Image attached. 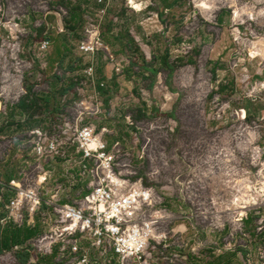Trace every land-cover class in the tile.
<instances>
[{
    "label": "rangeland",
    "instance_id": "obj_1",
    "mask_svg": "<svg viewBox=\"0 0 264 264\" xmlns=\"http://www.w3.org/2000/svg\"><path fill=\"white\" fill-rule=\"evenodd\" d=\"M144 1L106 0L101 32L111 63L80 49L106 3L0 0V154L34 163L29 133L39 121L92 124L108 147L118 141L130 153L120 171L153 189L157 229L181 232V256L170 248L163 263L264 264V170L255 176L264 143V0H149L146 10ZM45 39L52 43L42 52ZM91 63L94 82L84 73ZM53 164L51 186L76 200L85 183ZM38 239L29 242L34 264H51ZM17 257L5 252L0 264H20Z\"/></svg>",
    "mask_w": 264,
    "mask_h": 264
},
{
    "label": "built area",
    "instance_id": "obj_2",
    "mask_svg": "<svg viewBox=\"0 0 264 264\" xmlns=\"http://www.w3.org/2000/svg\"><path fill=\"white\" fill-rule=\"evenodd\" d=\"M99 2L105 4L106 0ZM150 4L144 1V9ZM106 12L107 3L98 14L99 20L88 22V39L80 45L86 55L107 53L101 32ZM51 43V39H45L40 50L46 52ZM107 58L114 62L111 55ZM84 73L94 82L93 63ZM29 135L34 163L28 166L31 173L29 169L22 173L19 185L11 183L15 194L6 205L5 220L31 227L39 220L47 232L37 238L36 246L44 254L54 255L52 264H166L163 261L170 248V257L181 256V232L171 230L168 234L157 229L161 218L155 214L159 211H150L155 202L153 189L143 186L140 180L131 181L130 174L120 171L127 165L120 157L130 153L122 154L118 141L108 147L92 124L60 117L47 127L32 129ZM256 156L260 168L255 176L259 177L260 170H264V143ZM57 160L63 162L67 177L77 172V182L87 187L73 204L62 203V185L50 184L55 182L52 172ZM34 172L36 176L31 177Z\"/></svg>",
    "mask_w": 264,
    "mask_h": 264
},
{
    "label": "crops",
    "instance_id": "obj_3",
    "mask_svg": "<svg viewBox=\"0 0 264 264\" xmlns=\"http://www.w3.org/2000/svg\"><path fill=\"white\" fill-rule=\"evenodd\" d=\"M164 10H166L165 7H164ZM102 41H103V39H102ZM122 42H123L122 40H119L118 41L119 44H122ZM103 43L107 47V53L105 51H99V52L104 53L105 54V57L107 58V55H111V50H110L109 45H108L107 42L103 41ZM124 43L127 44V42H124ZM47 99H49V98H47ZM43 108H44V110H47V111L50 112L51 111V108H52V102H51V100H50L49 103L43 104ZM22 114L25 117L26 114H25V111L23 109H22ZM23 119L25 120V118H23ZM42 126H43V123H40V121H39L38 124L35 125V127H33L32 129H35V128H38V127H42ZM20 151L21 150L19 149L18 152H20ZM0 155H1L0 156V159H1L0 160V173H1L2 169H4V168H6L8 170H10L12 168L10 171H12L14 173V176H12L10 178H7L5 180H3L2 177H0V180L3 183L2 187H0V209L3 210V212L5 211V214L2 215V217L0 218V222L6 223L3 226V228L0 230V233L7 226H12L13 228L15 227L17 229H27V230L32 231L33 232V236H32L31 239L27 240L26 242H24L22 244H19V245L14 246V248L12 250V251L15 250L16 253H21L23 251H26L27 253L30 254V258H32L31 253L33 251L31 250V245H30L29 242H32L33 240H36L38 237H40L43 234V229L44 228H42L39 223H37V225H35V227H31L27 223H24L23 225H18L17 223L13 222L12 220H5L6 219V216H7V213H6V205L9 203V201L12 199V197L15 194V188H13L11 186V183L12 182H15V183H18L19 182L18 177H20V179L22 178V173L28 168V166H29L30 163H29L28 160H26V159L23 160L22 159V153H5V155H3L1 153ZM11 158L12 159H14V158L19 159L18 161H20L21 163H15V160L13 161ZM2 160H5V161L2 162ZM16 173H18V174H16ZM68 179H70V178H68ZM70 185L72 186V181H70L69 186ZM77 185L78 184H75L73 187H75ZM62 198H63L62 203L73 204V201L74 200H71L70 198H64V197H62ZM1 210H0V213H1ZM3 220H5V221H3ZM16 248H18V250ZM36 248H37V246H36ZM50 256H53V260H54V255H50ZM53 260H52V263H53ZM32 263L33 264L35 263V259L34 258H32L30 264H32Z\"/></svg>",
    "mask_w": 264,
    "mask_h": 264
},
{
    "label": "trees",
    "instance_id": "obj_4",
    "mask_svg": "<svg viewBox=\"0 0 264 264\" xmlns=\"http://www.w3.org/2000/svg\"><path fill=\"white\" fill-rule=\"evenodd\" d=\"M103 36V34H102ZM166 63V62H165ZM164 63V64H165ZM148 64L143 63L142 68L143 71H146ZM167 67V65L165 64ZM170 75V73H169ZM169 78V76H168ZM50 100L46 99L45 103H49ZM27 106L23 102L21 104V108L25 109ZM33 236V232L27 229H17L13 228L12 226H7L1 233H0V255L4 254L5 252H10L13 250L14 246L22 244L27 240L31 239ZM18 257L17 260L20 264H27L30 259V254L26 251L21 253H17Z\"/></svg>",
    "mask_w": 264,
    "mask_h": 264
},
{
    "label": "bare ground",
    "instance_id": "obj_5",
    "mask_svg": "<svg viewBox=\"0 0 264 264\" xmlns=\"http://www.w3.org/2000/svg\"><path fill=\"white\" fill-rule=\"evenodd\" d=\"M263 184H264V182H263Z\"/></svg>",
    "mask_w": 264,
    "mask_h": 264
},
{
    "label": "snow or ice",
    "instance_id": "obj_6",
    "mask_svg": "<svg viewBox=\"0 0 264 264\" xmlns=\"http://www.w3.org/2000/svg\"><path fill=\"white\" fill-rule=\"evenodd\" d=\"M130 2H131V0H130Z\"/></svg>",
    "mask_w": 264,
    "mask_h": 264
}]
</instances>
